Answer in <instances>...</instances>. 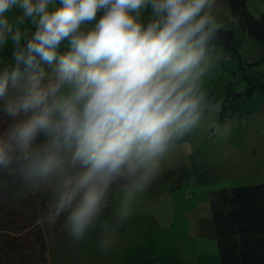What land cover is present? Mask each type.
<instances>
[{"label": "clouds", "instance_id": "1", "mask_svg": "<svg viewBox=\"0 0 264 264\" xmlns=\"http://www.w3.org/2000/svg\"><path fill=\"white\" fill-rule=\"evenodd\" d=\"M215 6L0 0V172L50 187L47 217L63 216L74 239L97 222L117 181L118 215H130L200 126L223 27Z\"/></svg>", "mask_w": 264, "mask_h": 264}, {"label": "rangeland", "instance_id": "2", "mask_svg": "<svg viewBox=\"0 0 264 264\" xmlns=\"http://www.w3.org/2000/svg\"><path fill=\"white\" fill-rule=\"evenodd\" d=\"M220 1L215 12L222 28L233 31L234 50L213 46V66L204 83L209 105L202 122L136 196L130 215L119 217L124 190L115 188L97 222L76 240L61 222L48 219L49 202L37 192L34 201L11 202L17 213L40 212L38 223L49 232L44 234L48 264H220L212 195L264 181V44L242 29L226 0ZM248 8L260 17L264 0H249ZM10 214L0 221L15 217L12 210ZM33 263L42 262L35 256Z\"/></svg>", "mask_w": 264, "mask_h": 264}, {"label": "trees", "instance_id": "3", "mask_svg": "<svg viewBox=\"0 0 264 264\" xmlns=\"http://www.w3.org/2000/svg\"><path fill=\"white\" fill-rule=\"evenodd\" d=\"M248 2L249 0H226L242 29L264 44V13L256 17L248 8ZM233 36L231 29L221 28L213 46L220 45L234 50ZM2 184L7 185L0 189V218L8 217L7 214H10L11 210L15 212V217L0 221V264H26V261L28 264H34L35 256L41 264H48L50 248L45 235H49V232L42 230L46 224L41 226L38 223L41 219L40 212L38 211V214L35 212L37 209H33L35 213L27 216L17 213L12 209L13 207L16 210L17 207L11 202L16 199L25 200L27 197H32L34 201L33 192H37L38 198L49 202L52 189H45L42 184L37 186V181L9 172H0V185ZM115 188H123L121 182L117 181L112 185L108 201ZM23 207L30 208L27 205ZM211 209L220 264H264V181L219 190L211 197ZM57 221L63 225V216ZM54 226L55 224L52 225V230H55ZM63 232L64 230H61L58 236Z\"/></svg>", "mask_w": 264, "mask_h": 264}, {"label": "crops", "instance_id": "4", "mask_svg": "<svg viewBox=\"0 0 264 264\" xmlns=\"http://www.w3.org/2000/svg\"><path fill=\"white\" fill-rule=\"evenodd\" d=\"M220 1V0H219ZM221 2V1H220ZM223 2L225 3V1L223 0ZM213 220V219H212ZM214 225V224H213ZM214 232H215V228H214ZM215 235H216V233H215Z\"/></svg>", "mask_w": 264, "mask_h": 264}]
</instances>
